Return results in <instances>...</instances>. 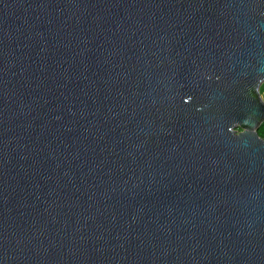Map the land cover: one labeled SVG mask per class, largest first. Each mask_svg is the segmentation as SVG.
<instances>
[{
    "label": "water",
    "instance_id": "1",
    "mask_svg": "<svg viewBox=\"0 0 264 264\" xmlns=\"http://www.w3.org/2000/svg\"><path fill=\"white\" fill-rule=\"evenodd\" d=\"M264 0H0V264H264Z\"/></svg>",
    "mask_w": 264,
    "mask_h": 264
},
{
    "label": "trees",
    "instance_id": "2",
    "mask_svg": "<svg viewBox=\"0 0 264 264\" xmlns=\"http://www.w3.org/2000/svg\"><path fill=\"white\" fill-rule=\"evenodd\" d=\"M260 92H261V95L264 96V84L261 86ZM262 130H264V124L261 126V128L258 131L260 137L264 139V134H262Z\"/></svg>",
    "mask_w": 264,
    "mask_h": 264
},
{
    "label": "snow or ice",
    "instance_id": "3",
    "mask_svg": "<svg viewBox=\"0 0 264 264\" xmlns=\"http://www.w3.org/2000/svg\"><path fill=\"white\" fill-rule=\"evenodd\" d=\"M262 134H264V130H262Z\"/></svg>",
    "mask_w": 264,
    "mask_h": 264
},
{
    "label": "rangeland",
    "instance_id": "4",
    "mask_svg": "<svg viewBox=\"0 0 264 264\" xmlns=\"http://www.w3.org/2000/svg\"><path fill=\"white\" fill-rule=\"evenodd\" d=\"M263 97V99H264V96H262Z\"/></svg>",
    "mask_w": 264,
    "mask_h": 264
}]
</instances>
